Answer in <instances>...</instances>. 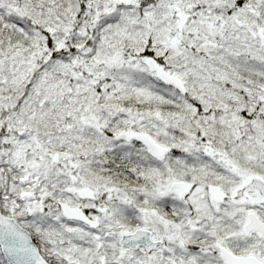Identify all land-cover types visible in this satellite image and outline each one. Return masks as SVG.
Returning <instances> with one entry per match:
<instances>
[{"label":"snow or ice","instance_id":"6c2138e0","mask_svg":"<svg viewBox=\"0 0 264 264\" xmlns=\"http://www.w3.org/2000/svg\"><path fill=\"white\" fill-rule=\"evenodd\" d=\"M0 264H264V0H0Z\"/></svg>","mask_w":264,"mask_h":264}]
</instances>
